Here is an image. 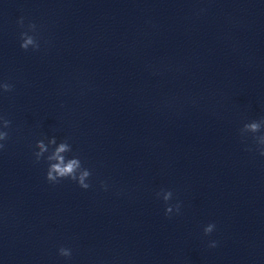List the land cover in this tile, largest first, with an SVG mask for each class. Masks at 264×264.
I'll return each instance as SVG.
<instances>
[{
    "label": "clouds",
    "instance_id": "obj_1",
    "mask_svg": "<svg viewBox=\"0 0 264 264\" xmlns=\"http://www.w3.org/2000/svg\"><path fill=\"white\" fill-rule=\"evenodd\" d=\"M18 25L23 29L24 18L21 17L17 21ZM36 24L29 23L27 25V30L21 31L20 33V48L24 51H28L31 48L33 51H38L40 48L39 41L35 35H30L29 33L36 32ZM13 90V85L8 82H0V92H11ZM0 125H2L3 129H8L11 125V121L6 119L3 116H0ZM264 128V118L260 120H253L251 122L245 123L243 127L240 129L241 137H245L246 134L252 133H260L261 129ZM9 139V133L7 131L0 130V142L7 141ZM45 139L47 142H45ZM45 139H40L36 141L35 147L38 151L33 153L35 157V163H40L43 159L47 162V171L45 179L50 184H58L60 181L68 179L74 181L78 184V186L82 189H89L92 187L89 182L90 177L92 176V172L90 169L83 166V163L80 157L76 154H73L71 157L68 156V153L72 152V146L68 142L67 139L62 140L57 143V139L55 136L46 137ZM254 142L257 146V150L261 156H264V133L260 135H253ZM5 148L4 143H0V150ZM251 151L252 149H247ZM47 154V155H46ZM101 187L107 189V185L104 182H101ZM157 197L164 200L167 205L165 208V215L169 216L173 210L175 209L176 213L180 212L181 205L180 203L173 205L168 204L173 198V192L171 190H163L156 193ZM215 229L214 223L207 224L203 231L204 235H210ZM217 242L211 241L209 243V247H216ZM58 254L65 258H70L72 255V251L70 248L61 246L58 249Z\"/></svg>",
    "mask_w": 264,
    "mask_h": 264
}]
</instances>
